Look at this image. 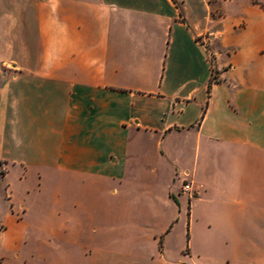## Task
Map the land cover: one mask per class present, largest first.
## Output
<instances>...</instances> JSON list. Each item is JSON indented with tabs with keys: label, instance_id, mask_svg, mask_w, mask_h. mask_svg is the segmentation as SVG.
<instances>
[{
	"label": "crops",
	"instance_id": "crops-1",
	"mask_svg": "<svg viewBox=\"0 0 264 264\" xmlns=\"http://www.w3.org/2000/svg\"><path fill=\"white\" fill-rule=\"evenodd\" d=\"M232 1L0 0V264H264V10Z\"/></svg>",
	"mask_w": 264,
	"mask_h": 264
},
{
	"label": "rangeland",
	"instance_id": "rangeland-1",
	"mask_svg": "<svg viewBox=\"0 0 264 264\" xmlns=\"http://www.w3.org/2000/svg\"><path fill=\"white\" fill-rule=\"evenodd\" d=\"M248 1L249 0H233L231 3L227 4V8L229 10H235L238 5H243ZM250 3L253 4L259 3L260 7L264 10V0H250ZM3 174L4 171L0 169V177H2ZM50 178L56 180V176H51ZM56 191H57L56 184H50V183L48 185L45 184L44 192H43L44 193L43 203L45 207L44 209L49 210L52 206H55V201L57 197ZM5 204L6 203L3 201L0 202V209H1V205L4 206ZM40 204H42V202L39 203L38 200L34 197L31 198L30 200H27V206L33 209V211H36L35 208L38 207ZM28 221L31 224L26 230V232H23L22 236L20 237L19 242L21 244L40 243L42 245H45V247L47 246L46 244H50L52 245V247L57 248L59 244L61 245L68 242L67 240H64V238L61 235H57V234L50 235L47 234L45 231L44 232L38 231V228H40L38 222H41L42 220L39 219L36 215L32 214L31 216H29ZM50 221L53 223L55 228L57 224H59L60 220L58 219L56 210L55 213L51 216ZM5 229H6V224L4 222H0V231H4ZM47 249H48L46 250L47 253H51L53 257H56L57 250H51V248H47Z\"/></svg>",
	"mask_w": 264,
	"mask_h": 264
},
{
	"label": "built area",
	"instance_id": "built-area-1",
	"mask_svg": "<svg viewBox=\"0 0 264 264\" xmlns=\"http://www.w3.org/2000/svg\"><path fill=\"white\" fill-rule=\"evenodd\" d=\"M182 191L187 192L190 198H193L197 195V192L192 188L191 184L187 182L183 183Z\"/></svg>",
	"mask_w": 264,
	"mask_h": 264
},
{
	"label": "trees",
	"instance_id": "trees-1",
	"mask_svg": "<svg viewBox=\"0 0 264 264\" xmlns=\"http://www.w3.org/2000/svg\"><path fill=\"white\" fill-rule=\"evenodd\" d=\"M255 4H258L259 5V3H255Z\"/></svg>",
	"mask_w": 264,
	"mask_h": 264
}]
</instances>
